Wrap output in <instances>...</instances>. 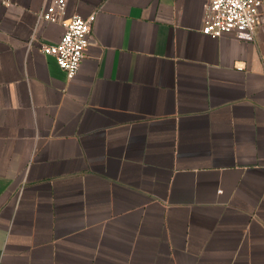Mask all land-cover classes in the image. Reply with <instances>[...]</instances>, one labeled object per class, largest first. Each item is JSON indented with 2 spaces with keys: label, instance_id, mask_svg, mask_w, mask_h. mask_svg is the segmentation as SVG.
<instances>
[{
  "label": "crops",
  "instance_id": "obj_1",
  "mask_svg": "<svg viewBox=\"0 0 264 264\" xmlns=\"http://www.w3.org/2000/svg\"><path fill=\"white\" fill-rule=\"evenodd\" d=\"M51 1L0 0V264H264V5L244 41L207 0H66L70 79Z\"/></svg>",
  "mask_w": 264,
  "mask_h": 264
},
{
  "label": "built area",
  "instance_id": "obj_2",
  "mask_svg": "<svg viewBox=\"0 0 264 264\" xmlns=\"http://www.w3.org/2000/svg\"><path fill=\"white\" fill-rule=\"evenodd\" d=\"M263 5L264 0H207L203 32L215 38L231 34L240 40L254 41ZM39 18L65 27L60 41L45 42L41 50L56 58L68 78L75 77L91 42L95 14L68 16L67 1L53 0L46 3Z\"/></svg>",
  "mask_w": 264,
  "mask_h": 264
}]
</instances>
